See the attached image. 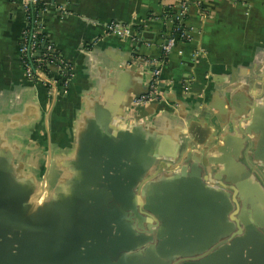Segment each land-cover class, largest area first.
I'll use <instances>...</instances> for the list:
<instances>
[{"label":"crops","instance_id":"0c3cea01","mask_svg":"<svg viewBox=\"0 0 264 264\" xmlns=\"http://www.w3.org/2000/svg\"><path fill=\"white\" fill-rule=\"evenodd\" d=\"M40 1L47 5L45 38L73 65L74 76L63 91L51 67L56 90L50 109L53 93L25 78L19 58L22 1L0 0V160L9 161L26 187L35 179L45 197L58 185L59 199L77 188L78 161L144 163L153 157L144 195L130 199L128 207L137 212L124 217L144 229L157 224L159 244L148 245L139 259L264 264V248L250 261L244 255L250 258L248 243L262 236L264 224V0L192 2L185 19L189 38L163 58L158 104L135 112L128 104L147 90L150 71L162 58L171 27L165 11L174 10L176 0ZM110 21L128 26L129 34L109 33ZM233 114L238 117L231 123ZM247 136L250 143L242 148ZM201 163L208 174L197 170ZM120 168L130 176L136 171L132 164ZM78 211L64 219L63 239L75 247L71 257L80 258L65 264H120L124 253L137 254L89 253L115 236L103 234V213ZM121 219L114 216L115 223ZM139 235L137 230L133 237ZM131 240L129 247L136 238Z\"/></svg>","mask_w":264,"mask_h":264},{"label":"water","instance_id":"95a60500","mask_svg":"<svg viewBox=\"0 0 264 264\" xmlns=\"http://www.w3.org/2000/svg\"><path fill=\"white\" fill-rule=\"evenodd\" d=\"M35 54L38 55L39 52ZM152 72L153 70L150 71V77H148V85ZM55 90L54 87L50 109L55 100ZM139 95L141 94L134 97ZM159 98L153 99L149 106L156 107ZM132 99L128 104L130 111L135 112L145 108L143 105L131 107ZM237 117L233 114L230 118L231 123L237 120ZM245 135H249L248 130L245 131ZM249 143V136H247L242 142V148ZM50 148V142H48L49 151ZM247 148L249 149V145ZM78 162L77 171L73 177L77 188L72 190L67 197L58 199V185L51 194L47 193L46 197L43 196V189L35 179V186H27L29 187L27 190L26 185H23L21 180L13 174V168L9 161L0 160V264H65L69 259L78 260L79 255L71 257L76 252L73 243L63 239V234L66 231L64 219L76 213L77 210H79V216L86 213L91 215L103 213V234L114 233L115 236L113 240L108 242L104 238L99 242L104 251L99 246L92 245L89 253L98 249L101 251L97 255L107 258V252L112 257H116L119 252L133 250L137 254L128 257L124 253L119 261L120 264H145V259L139 258H143L144 253L147 254L148 245L158 243L155 232L157 224L153 220L144 229L137 222L130 224V218L125 220L124 217L133 216V213L137 212L136 208L128 207L132 203L130 199L132 197L137 198V195H144V191L141 190L140 192V189L154 158L144 159V163H141L139 158L135 161L89 159ZM49 163L50 155L46 171ZM131 164L136 167L133 176L127 175L120 168L128 167ZM196 168L199 172L209 173L208 165L205 163L197 164ZM45 177L46 174L43 181ZM88 202L91 203V206H82V203ZM149 212L156 215L151 209ZM115 215L122 218L119 223H115ZM156 218L157 222L161 221V218L157 216ZM111 222L114 223L111 225ZM79 223L78 220L69 231L74 232V227H79ZM83 223H86V220ZM136 229L141 232V235L133 237L134 233L136 234ZM259 231L263 237L258 236L257 239L248 243L252 249L250 258L253 259H255L254 252L258 248H264V224L260 226ZM132 238H136V240H133L134 243L129 247L127 244L132 243ZM245 245L243 244V246ZM75 246L78 247L79 243ZM70 249H72V253H69ZM157 258L152 256L151 260ZM165 258L168 262L175 259V257L170 256Z\"/></svg>","mask_w":264,"mask_h":264},{"label":"built area","instance_id":"2783aa9c","mask_svg":"<svg viewBox=\"0 0 264 264\" xmlns=\"http://www.w3.org/2000/svg\"><path fill=\"white\" fill-rule=\"evenodd\" d=\"M22 11L24 14V30L18 47L19 58L23 66V73L26 79L38 82L49 87L50 94L53 93L56 81L50 78L49 67H55L61 76L60 87L64 91L69 85L70 80L74 76V67L63 58L51 43H46L45 33L43 32L42 18L47 12V5L40 0H21ZM198 0H176L177 5L174 9L176 13L173 20L178 22L175 29H178L188 14L190 4ZM42 3V5L39 4ZM61 10V8H59ZM170 24L172 22L168 20ZM109 33L128 35L129 28L121 23L110 21L106 25ZM181 37L188 39L187 33H181ZM166 44L162 45V58L157 62L151 79L149 81L146 93L133 97L131 107L145 105L153 99L161 97L159 90V80L163 58L168 55L175 46L176 38L174 36L167 37ZM43 48V51L40 49ZM39 50V51H38ZM39 52L38 55L35 53Z\"/></svg>","mask_w":264,"mask_h":264},{"label":"trees","instance_id":"16d2710c","mask_svg":"<svg viewBox=\"0 0 264 264\" xmlns=\"http://www.w3.org/2000/svg\"><path fill=\"white\" fill-rule=\"evenodd\" d=\"M39 4L42 5L41 2H39ZM175 13H176V11L171 9V8H168L165 11V16H167V18L172 22L170 30H169L170 31L169 36H174L176 38V42L177 41H187V39L180 36L181 33H186V31H187L185 21L181 25H179L178 29H175V26L178 25V22L173 20V16ZM45 40H46V43H50V42H48V40L46 38H45ZM40 50L43 51V48H41ZM47 70L51 71V67H49Z\"/></svg>","mask_w":264,"mask_h":264},{"label":"flooded vegetation","instance_id":"af4514ba","mask_svg":"<svg viewBox=\"0 0 264 264\" xmlns=\"http://www.w3.org/2000/svg\"><path fill=\"white\" fill-rule=\"evenodd\" d=\"M244 255H245V257H247V261H250L252 259V258H248L249 256L247 255V253Z\"/></svg>","mask_w":264,"mask_h":264},{"label":"rangeland","instance_id":"374dc122","mask_svg":"<svg viewBox=\"0 0 264 264\" xmlns=\"http://www.w3.org/2000/svg\"><path fill=\"white\" fill-rule=\"evenodd\" d=\"M52 175V174H51ZM53 176V175H52ZM51 179L53 180V177H51Z\"/></svg>","mask_w":264,"mask_h":264}]
</instances>
